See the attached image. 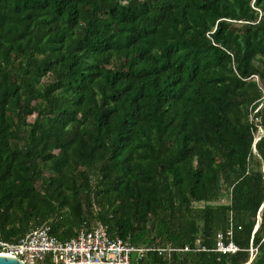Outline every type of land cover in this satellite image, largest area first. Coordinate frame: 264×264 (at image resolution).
Listing matches in <instances>:
<instances>
[{"label":"trees","instance_id":"16d2710c","mask_svg":"<svg viewBox=\"0 0 264 264\" xmlns=\"http://www.w3.org/2000/svg\"><path fill=\"white\" fill-rule=\"evenodd\" d=\"M258 125L264 0H0L2 240L104 225L207 249L171 264H264Z\"/></svg>","mask_w":264,"mask_h":264},{"label":"built area","instance_id":"2783aa9c","mask_svg":"<svg viewBox=\"0 0 264 264\" xmlns=\"http://www.w3.org/2000/svg\"><path fill=\"white\" fill-rule=\"evenodd\" d=\"M257 79L256 76H253ZM257 110V109H256ZM255 110V111H256ZM253 115L251 114V120ZM264 133L258 125L253 129L252 149ZM229 241L225 242L221 233L217 234L216 252L234 253L239 247L232 241L231 227L228 229ZM173 247L168 245H137L128 239L111 237L107 226L98 225L90 230L81 229L79 233L66 241H61L49 233V226L43 225L30 230L19 241L11 242L0 239V255L16 257L24 264H131L132 259H141L147 252H156L163 258L156 264H171L172 256L178 252L205 251L204 246ZM249 261L256 253L257 247H249ZM248 263V262H247ZM245 263V264H247Z\"/></svg>","mask_w":264,"mask_h":264},{"label":"water","instance_id":"95a60500","mask_svg":"<svg viewBox=\"0 0 264 264\" xmlns=\"http://www.w3.org/2000/svg\"><path fill=\"white\" fill-rule=\"evenodd\" d=\"M0 264H24L16 257L0 255Z\"/></svg>","mask_w":264,"mask_h":264}]
</instances>
